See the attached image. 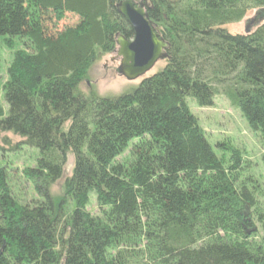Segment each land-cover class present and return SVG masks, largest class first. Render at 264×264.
Here are the masks:
<instances>
[{
  "label": "trees",
  "instance_id": "16d2710c",
  "mask_svg": "<svg viewBox=\"0 0 264 264\" xmlns=\"http://www.w3.org/2000/svg\"><path fill=\"white\" fill-rule=\"evenodd\" d=\"M121 1L0 0V38L30 50L7 69L0 144L38 153L22 172L37 195L30 204L0 167V264H264V192L252 165L222 144L228 155L217 156L185 105L224 97L258 134L264 164V23L249 35L224 28L264 0H144L169 44L163 68L124 95L86 96L79 86L92 65L115 52L117 36H133ZM67 15L78 22L58 30Z\"/></svg>",
  "mask_w": 264,
  "mask_h": 264
},
{
  "label": "rangeland",
  "instance_id": "374dc122",
  "mask_svg": "<svg viewBox=\"0 0 264 264\" xmlns=\"http://www.w3.org/2000/svg\"><path fill=\"white\" fill-rule=\"evenodd\" d=\"M255 11L247 13L245 18L239 23L229 24L225 26V30L233 35H244L246 26L251 28L250 20L254 17ZM78 19L73 15H67L59 24L58 30L64 27L74 26ZM30 51L25 40L20 38H0V108L4 115L7 114L8 106L3 98V85L8 80L7 69L13 60V54L16 51ZM119 60L115 57V52L110 55L102 56L89 69L87 80L79 86L86 96L94 94L98 97H117L135 90L141 79L136 81H126L117 74ZM164 66V62H158L154 68L144 77H149L159 72ZM185 105L190 113L197 119L200 128L203 130L205 137L212 146L217 156L223 153L222 148L217 145L222 144L226 147L238 149L242 152L243 158L251 163V173L258 181L262 192H264V164L261 161V143L258 134L249 130L245 120L241 114L232 109L227 100L222 96H217L213 100V106L201 108L195 100L191 98L185 99ZM11 145L14 146L19 138L11 136ZM11 146L0 144V167L7 171L8 185L10 186L12 195L20 204H30L37 199V195L32 189V185L25 180L22 172L26 168L35 167L38 153L35 149L22 146L16 152H10ZM127 151L123 153L116 161H121L127 155ZM73 165V158L68 155L67 163L63 169L62 178L56 182L51 188L50 193L54 198H59L63 194L64 181L70 176ZM261 204L262 199H259ZM74 203H69V209L72 210ZM86 210L92 215L98 213L96 198L94 194H90L86 205Z\"/></svg>",
  "mask_w": 264,
  "mask_h": 264
},
{
  "label": "water",
  "instance_id": "95a60500",
  "mask_svg": "<svg viewBox=\"0 0 264 264\" xmlns=\"http://www.w3.org/2000/svg\"><path fill=\"white\" fill-rule=\"evenodd\" d=\"M144 0H124L116 5L117 13L132 31L127 40L117 36L115 57L119 60L117 74L126 81L143 79L154 66L166 58L169 44L159 37L156 26L148 19ZM264 23V9L255 11L250 26L256 28ZM251 28L246 26L244 35Z\"/></svg>",
  "mask_w": 264,
  "mask_h": 264
}]
</instances>
